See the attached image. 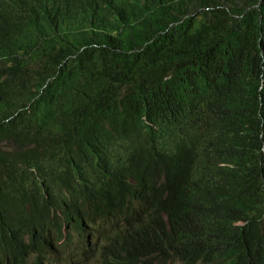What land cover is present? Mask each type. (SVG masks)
Wrapping results in <instances>:
<instances>
[{"label": "trees", "instance_id": "trees-1", "mask_svg": "<svg viewBox=\"0 0 264 264\" xmlns=\"http://www.w3.org/2000/svg\"><path fill=\"white\" fill-rule=\"evenodd\" d=\"M91 261L264 264V0H0V264Z\"/></svg>", "mask_w": 264, "mask_h": 264}, {"label": "clouds", "instance_id": "clouds-1", "mask_svg": "<svg viewBox=\"0 0 264 264\" xmlns=\"http://www.w3.org/2000/svg\"><path fill=\"white\" fill-rule=\"evenodd\" d=\"M91 200L92 198L90 197L86 204L82 207V209L87 211L89 214L87 216V219H81V226L75 230L73 229L72 222L67 223L65 221H62L61 226H59V224L57 223L56 226L58 227L60 233L58 236L54 237V240H60L61 243H67L68 235L71 234V242L69 243L72 244L67 243L70 246L78 247V244H82L81 246L87 247L88 244H93L97 242L100 244V241H102V238L106 236L109 229L102 227L104 225V222L100 221L98 224V228H100L101 226V228L104 230L103 234H101L97 239H93L94 232L92 231V229L94 226L95 214L94 207L89 204Z\"/></svg>", "mask_w": 264, "mask_h": 264}, {"label": "rangeland", "instance_id": "rangeland-1", "mask_svg": "<svg viewBox=\"0 0 264 264\" xmlns=\"http://www.w3.org/2000/svg\"><path fill=\"white\" fill-rule=\"evenodd\" d=\"M105 237V236H104ZM105 240L101 241V245H104V246H108L109 245V242L106 241V240H109L107 237L104 238ZM83 264H96L95 262L91 261V262H87V263H83Z\"/></svg>", "mask_w": 264, "mask_h": 264}]
</instances>
